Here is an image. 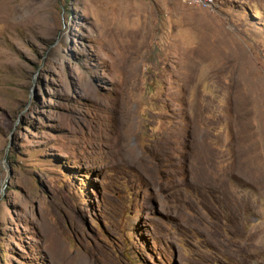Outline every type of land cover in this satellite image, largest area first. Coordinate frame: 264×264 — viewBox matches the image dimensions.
Masks as SVG:
<instances>
[{
  "label": "rangeland",
  "instance_id": "rangeland-1",
  "mask_svg": "<svg viewBox=\"0 0 264 264\" xmlns=\"http://www.w3.org/2000/svg\"><path fill=\"white\" fill-rule=\"evenodd\" d=\"M0 264H264V0H0Z\"/></svg>",
  "mask_w": 264,
  "mask_h": 264
},
{
  "label": "built area",
  "instance_id": "built-area-1",
  "mask_svg": "<svg viewBox=\"0 0 264 264\" xmlns=\"http://www.w3.org/2000/svg\"><path fill=\"white\" fill-rule=\"evenodd\" d=\"M191 7L202 9H213L216 6L217 0H184Z\"/></svg>",
  "mask_w": 264,
  "mask_h": 264
}]
</instances>
